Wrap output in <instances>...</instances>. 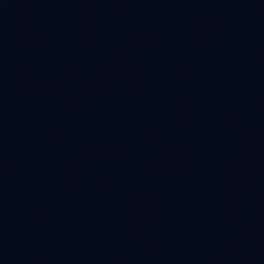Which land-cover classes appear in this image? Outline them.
Returning <instances> with one entry per match:
<instances>
[{
  "label": "water",
  "instance_id": "95a60500",
  "mask_svg": "<svg viewBox=\"0 0 264 264\" xmlns=\"http://www.w3.org/2000/svg\"><path fill=\"white\" fill-rule=\"evenodd\" d=\"M0 264H264V0H0Z\"/></svg>",
  "mask_w": 264,
  "mask_h": 264
}]
</instances>
